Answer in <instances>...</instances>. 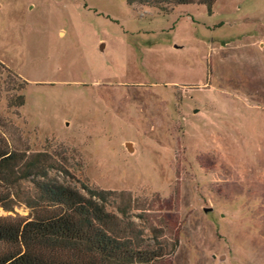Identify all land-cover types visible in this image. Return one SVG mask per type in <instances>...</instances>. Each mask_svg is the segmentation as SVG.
Returning <instances> with one entry per match:
<instances>
[{"label": "rangeland", "instance_id": "obj_1", "mask_svg": "<svg viewBox=\"0 0 264 264\" xmlns=\"http://www.w3.org/2000/svg\"><path fill=\"white\" fill-rule=\"evenodd\" d=\"M0 64L10 96L26 82L20 108L0 94L13 150L57 155L50 177L84 195L129 194L163 247L179 230L165 264H264V0H0Z\"/></svg>", "mask_w": 264, "mask_h": 264}, {"label": "trees", "instance_id": "obj_2", "mask_svg": "<svg viewBox=\"0 0 264 264\" xmlns=\"http://www.w3.org/2000/svg\"><path fill=\"white\" fill-rule=\"evenodd\" d=\"M212 1L126 0L129 6L160 12L177 6L210 5ZM0 70V76L2 72L5 75L0 94L6 95L7 107H22L25 99L21 91L26 82L15 90V97L10 96L12 89L8 91L6 80L12 73L2 64ZM52 171L68 175L57 155L13 150L0 134V209L8 213L21 204L29 210L26 219L0 217V264H165V258L175 252L179 230L168 248L163 247L153 227L140 228L131 221L129 213L141 203L129 194L82 184L84 195L50 177ZM111 195L120 201L113 206L114 213L106 209ZM154 197L145 199L149 202ZM144 207L139 210L143 212L137 217L140 220L150 212ZM145 230L152 234V243L144 240Z\"/></svg>", "mask_w": 264, "mask_h": 264}, {"label": "water", "instance_id": "obj_3", "mask_svg": "<svg viewBox=\"0 0 264 264\" xmlns=\"http://www.w3.org/2000/svg\"><path fill=\"white\" fill-rule=\"evenodd\" d=\"M209 210L208 209H205V212H208Z\"/></svg>", "mask_w": 264, "mask_h": 264}]
</instances>
